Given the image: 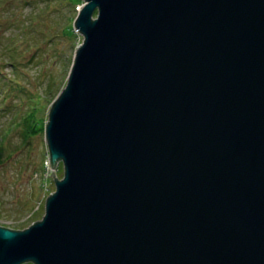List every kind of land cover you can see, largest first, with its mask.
Segmentation results:
<instances>
[{
  "label": "water",
  "instance_id": "water-1",
  "mask_svg": "<svg viewBox=\"0 0 264 264\" xmlns=\"http://www.w3.org/2000/svg\"><path fill=\"white\" fill-rule=\"evenodd\" d=\"M74 27L63 177L0 264H264V0H84Z\"/></svg>",
  "mask_w": 264,
  "mask_h": 264
},
{
  "label": "rangeland",
  "instance_id": "rangeland-1",
  "mask_svg": "<svg viewBox=\"0 0 264 264\" xmlns=\"http://www.w3.org/2000/svg\"><path fill=\"white\" fill-rule=\"evenodd\" d=\"M83 4L0 0V227L22 231L40 221L55 191L48 170L55 171L58 180L63 177L61 162L53 169L47 164L43 124L82 44L74 22ZM31 116L44 129L24 138L25 121Z\"/></svg>",
  "mask_w": 264,
  "mask_h": 264
},
{
  "label": "trees",
  "instance_id": "trees-1",
  "mask_svg": "<svg viewBox=\"0 0 264 264\" xmlns=\"http://www.w3.org/2000/svg\"><path fill=\"white\" fill-rule=\"evenodd\" d=\"M9 50L11 51V48H9ZM12 63V62H10ZM8 91H5V93L7 94ZM3 97L5 95H2ZM55 101V100H54ZM53 101V102H54ZM52 102V104H53ZM51 104V106H52ZM50 106V108H51ZM26 123V127L24 128V130L22 131L23 132V137L26 138V137H29L31 134H35V133H39L40 132V129L43 128V126L45 127L46 124H43V126L40 124L42 123L39 119L35 120L33 119V116H31V119L30 121L29 120H26L25 121ZM28 124H30V126H28ZM44 129V128H43ZM3 138H1V141H2ZM2 145L0 144V161H2ZM27 264H31V263H27Z\"/></svg>",
  "mask_w": 264,
  "mask_h": 264
},
{
  "label": "built area",
  "instance_id": "built-area-1",
  "mask_svg": "<svg viewBox=\"0 0 264 264\" xmlns=\"http://www.w3.org/2000/svg\"><path fill=\"white\" fill-rule=\"evenodd\" d=\"M47 164H48V166L50 167V162H49V160L47 161Z\"/></svg>",
  "mask_w": 264,
  "mask_h": 264
},
{
  "label": "bare ground",
  "instance_id": "bare-ground-1",
  "mask_svg": "<svg viewBox=\"0 0 264 264\" xmlns=\"http://www.w3.org/2000/svg\"><path fill=\"white\" fill-rule=\"evenodd\" d=\"M82 7H83V5H82Z\"/></svg>",
  "mask_w": 264,
  "mask_h": 264
}]
</instances>
